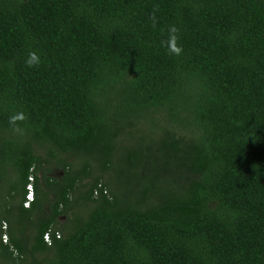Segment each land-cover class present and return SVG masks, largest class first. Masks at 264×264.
<instances>
[{
	"label": "trees",
	"instance_id": "trees-1",
	"mask_svg": "<svg viewBox=\"0 0 264 264\" xmlns=\"http://www.w3.org/2000/svg\"><path fill=\"white\" fill-rule=\"evenodd\" d=\"M9 164L0 264H264V0H0Z\"/></svg>",
	"mask_w": 264,
	"mask_h": 264
},
{
	"label": "clouds",
	"instance_id": "clouds-1",
	"mask_svg": "<svg viewBox=\"0 0 264 264\" xmlns=\"http://www.w3.org/2000/svg\"><path fill=\"white\" fill-rule=\"evenodd\" d=\"M150 19L153 21L155 24V14L150 17ZM180 30L177 28L175 25H169L167 28V39L166 40H161L160 45L161 47H164L167 51L168 55L171 56H180L183 52V47L180 44ZM41 61L39 57L36 56L34 52H30L28 59L25 61V65L28 68H34L38 67L40 65ZM26 119L25 115L23 112H19L16 114H13L12 116L9 117V126L11 130L14 133H19L23 135L24 130L19 126L18 122L24 121ZM30 183V182H29ZM33 179L31 181V185L33 187ZM34 193V189H33ZM34 200V196H33Z\"/></svg>",
	"mask_w": 264,
	"mask_h": 264
},
{
	"label": "rangeland",
	"instance_id": "rangeland-1",
	"mask_svg": "<svg viewBox=\"0 0 264 264\" xmlns=\"http://www.w3.org/2000/svg\"><path fill=\"white\" fill-rule=\"evenodd\" d=\"M133 138V137H132ZM33 146V143H32ZM12 170V165H8V167H6V170L2 171L4 178H0V203L4 204L5 203V196L7 195V192L9 190L10 192V188L12 187V183L16 181V174L13 175ZM1 171H0V176L2 175ZM52 175H57V176H61L62 175V171L60 169H55V171L52 173ZM2 176V177H3ZM17 182V181H16ZM15 201L8 199V201L12 204V206H16L17 205V201L19 200V198L16 197V199H14ZM13 216L11 217L12 222H15L16 218L21 214L20 210L17 207L13 208ZM62 222V220H61Z\"/></svg>",
	"mask_w": 264,
	"mask_h": 264
},
{
	"label": "built area",
	"instance_id": "built-area-1",
	"mask_svg": "<svg viewBox=\"0 0 264 264\" xmlns=\"http://www.w3.org/2000/svg\"><path fill=\"white\" fill-rule=\"evenodd\" d=\"M31 181L32 179H29V184L26 186V195H25V201L23 203V206L25 208L30 207V204L33 202V187L31 185ZM7 226L5 223L1 224V230L3 231L2 235H1V241L2 243H7L8 242V237L6 235V233L4 232L6 230ZM56 238H59V234H56ZM44 242L47 243L48 245L51 243V237L48 233H46L43 237Z\"/></svg>",
	"mask_w": 264,
	"mask_h": 264
},
{
	"label": "flooded vegetation",
	"instance_id": "flooded-vegetation-1",
	"mask_svg": "<svg viewBox=\"0 0 264 264\" xmlns=\"http://www.w3.org/2000/svg\"><path fill=\"white\" fill-rule=\"evenodd\" d=\"M39 178H40V176H39ZM33 202H34V200H33Z\"/></svg>",
	"mask_w": 264,
	"mask_h": 264
}]
</instances>
